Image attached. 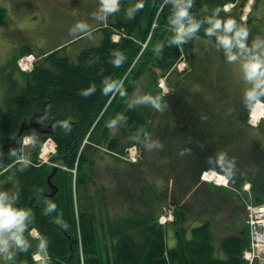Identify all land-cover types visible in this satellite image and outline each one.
Here are the masks:
<instances>
[{"label":"trees","instance_id":"obj_1","mask_svg":"<svg viewBox=\"0 0 264 264\" xmlns=\"http://www.w3.org/2000/svg\"><path fill=\"white\" fill-rule=\"evenodd\" d=\"M245 1L119 0L109 22L112 26L124 28L125 35L119 41L112 39L113 31L109 27H102L105 31L102 43L82 50L77 61L60 54L65 49L63 47L50 51L37 60L31 72H23L28 80L24 91L11 92L0 101V179L14 175L18 180L15 193L5 200L24 212L19 229L21 234L29 238L32 227L42 232L45 250L49 254L46 264H81V251L85 264H247L242 257L243 250L250 244L247 224L239 232L224 237L222 248L227 258L217 257L212 223L206 220L193 225L192 235L188 236L185 226L188 214L181 207L182 199L177 196L171 199L176 207L175 220L171 223L178 226L175 247L167 246L166 226L156 217L144 214L138 218H124L110 232L114 246L112 254L107 255L105 244L99 241L94 200L87 189L91 181L87 167L93 161L90 156L92 145L106 144L107 149L122 160L117 154H126L133 145L142 148L138 137L146 134L157 119L147 104L140 108L130 102L143 69L152 65L164 73L175 71V64L187 51L193 53L190 75L199 72L197 58L201 45L199 50L194 46L195 42L191 48H183L181 41L176 39L175 29L183 23L188 28L191 23H198L195 31L187 32L189 38L201 37L216 46L222 44L225 51L228 47L219 40V32L209 33L207 29L213 27L217 19L221 20L223 27V22L232 18L235 26L230 35L235 36L237 26L243 24L241 11ZM256 1L257 6L260 0ZM230 2L235 5L226 11L224 6ZM181 7H187L189 15L182 18V23H177ZM4 12L5 9H0V16ZM252 12L248 22L254 25L255 7ZM261 38L260 32L242 37L246 44L262 46L254 49L250 60L256 55L264 57ZM236 45L234 42L232 51H238ZM218 54L224 57L225 52L221 54L220 49L214 48L215 62ZM18 57L14 59L15 64ZM220 66L218 75L225 68L223 64ZM218 80L217 75L214 80H209L214 82L209 88L213 91L210 96L204 88L199 97L197 88L185 87L186 80V84L181 82L178 89L169 95H161L159 100L168 116L159 118L160 123L155 127L158 142L169 151L173 138L167 137L178 136L173 132H181V138L187 139L188 146L184 148L193 156L194 159L189 154L188 160L195 167L189 165V172L184 173V183L190 187H194L195 177L200 179V172H195V159L197 163L204 159L207 166L204 168H216L231 178L232 172H227L231 165H244L253 172L264 167V121L258 126L249 123L253 105L257 99L264 100V92H256L260 87L264 88V84L257 88V78H254L253 86L239 87L234 95L224 98L225 89L218 87ZM231 83L232 80H226V85ZM193 90L195 92L190 95ZM253 90L259 94L257 97L248 95ZM225 113L229 116L225 117ZM120 117L124 121L122 132L111 135L110 130ZM31 120H37L41 128L22 130L23 124H29ZM229 125L236 127V131L227 138L212 130ZM256 134L260 136L256 137ZM27 135L33 137V143L24 147L22 141ZM48 137L57 142V152L51 160L61 164L59 167L51 163L39 164V153ZM200 146L201 149L196 151ZM241 157L242 163H238ZM246 181L252 183L255 202L263 201L264 192L258 182L241 173L238 184L242 187ZM78 185L81 186L79 192ZM191 189L182 193L187 196ZM51 191L53 196L43 195ZM32 251L27 244L21 245L16 264H36Z\"/></svg>","mask_w":264,"mask_h":264},{"label":"rangeland","instance_id":"obj_2","mask_svg":"<svg viewBox=\"0 0 264 264\" xmlns=\"http://www.w3.org/2000/svg\"><path fill=\"white\" fill-rule=\"evenodd\" d=\"M65 1L67 0H63V2ZM256 2V0L245 1L241 11L243 24L238 25L237 30H246L249 36L250 33L260 32L262 33L261 41L264 43V0H260L257 6ZM103 4V0H71L64 3L62 7L59 6L52 13L39 9L33 11L31 8H15L8 11L6 9V12L0 16V101L11 92H23L28 83L26 76L17 69L14 63L16 53L32 51L36 56H41L53 48L52 51L63 47L65 49L61 50L60 54H66L72 60L77 61L82 50L102 43L105 37V31L102 27L109 25V28L115 35L121 36L119 30L109 24L110 18H112L114 13L113 9L111 11L109 8L106 10ZM116 6H118L117 3ZM233 7L234 3L230 2L224 6V9L230 11ZM254 7L253 25L248 20L253 13ZM20 12L28 16L27 19H29L19 21L15 16ZM182 28L187 29L188 27L183 23L175 31L177 37L183 36V39L180 40L183 48H191L193 42H195L194 46L199 50L201 45L197 58L200 68L199 72L193 76L190 75V69H192L190 59L193 60V53L189 54L187 51L182 53L175 71L164 73L160 68L153 67L152 65L143 69L130 102L132 105L139 106L140 108L144 104H147L154 113L153 117L157 119L154 120L146 134L138 137L142 143V148L136 145V156H132L129 151V160L134 161L137 159V161L129 163L127 160H118L107 149L106 144H94L91 148L90 156L93 161L89 162L87 167L89 172L88 178L91 180L87 189L94 200L93 211H95L98 219L99 241L105 244V253L107 255L109 253L112 254L114 246V239L110 232L122 223L124 218H138L140 215L149 214L153 218L156 217L159 221L162 214L172 211L175 220L176 207L171 200L175 196L182 199L180 203L181 207L188 214V221L185 223V226L190 229L198 221L209 220L212 223L214 244L221 242L224 237L237 230V225L234 224L233 219L240 221L239 227L246 224L245 219L243 221L241 219L245 216L243 197H247L242 194L244 193L245 183L250 181H246L241 187L238 184L240 174L252 177L258 182L259 188L264 192V167L261 170L257 169L253 172L244 165H231L228 168L229 170H227V172H232L231 187H226L202 180L204 171L210 169L217 170L213 167L204 168L207 167L204 159L198 160L199 164L195 159V164H197L195 172H200V179L194 178V187H190L191 185L187 186L184 183V173L189 172V165L195 168L194 163L188 160L190 153L185 151L184 148L188 146L187 139L181 138V132H173V134H177L178 136L170 135L167 137L173 138L171 145L168 147L169 151L164 150V146L158 142L159 136L155 127L160 123L159 118H167L168 116L164 104L159 102L161 95H169L175 88L178 89L183 82L186 84V80H188L185 86L187 89L191 87L197 88V93L200 97L202 96L200 90L203 91L205 88L207 96H210L213 91L209 88L214 82L209 80H214L216 75L217 80L219 78L218 87L225 89L224 98L232 94L234 95L239 87L245 88V86L250 87L254 84V78L250 79L248 76L246 68L248 60H242L236 54L241 53L242 56L250 59L252 58L251 53H253L254 49L262 48L259 44L254 46L250 43H245L247 47L244 49L240 48L237 44L236 48L238 51H232L229 48H225V51H223L222 44L216 46L213 42L201 37H196L195 40L190 39L188 31L182 32ZM215 30L219 32V36L223 34V27ZM148 41L144 43L143 47L147 45ZM214 48L220 49L221 54L225 52L224 57L223 54L222 56L218 54L217 62H215ZM232 55H235L236 58L230 59ZM179 63H182V66L187 69L189 67V72H186L188 73L187 75L182 73L184 68L179 67ZM222 64L226 69L223 67V72L221 75H218V68H222L220 66ZM228 79L232 80L230 86L226 85V80ZM226 86L228 90H226ZM194 92L195 90L190 95ZM256 92H264V88L260 87ZM214 95L215 92L212 97ZM259 113L262 114V109L260 108L256 110V113L252 111L254 117H258ZM227 115L229 116L228 113L224 114L225 117ZM253 119L255 120L256 118ZM123 122V117L116 120L110 130L111 135L122 132L124 127ZM249 123L254 126L253 121L250 120ZM233 127L232 125L228 127L221 126L215 127L212 130L227 138L236 131V127ZM28 136L30 135L25 137H27L26 141L29 145L33 143V140L28 138ZM259 136L260 134H256V137ZM200 149L201 146L197 147L196 151ZM167 155L168 158L166 157ZM190 156L193 158L191 154ZM177 159L181 162L174 161ZM241 159L242 157L239 158L238 163H242ZM48 162L58 167V163ZM177 167H180L181 170ZM254 167H257V165H254ZM73 172L75 173L76 169H73ZM215 174L217 175L216 178L219 179L218 176L221 174ZM215 174L207 171L205 177L210 180ZM167 176H170L172 179ZM186 177L189 178L187 174ZM0 184H9L16 188L18 180L14 175H11L6 180H1ZM166 187L168 190L165 189ZM80 188L81 186L79 187L78 185L77 192H79ZM187 188L192 189L186 196L182 191H187ZM252 199L253 201L255 200L254 189H252ZM75 207L78 209L77 201L75 202ZM164 226H166V229L170 227L174 231L178 228L174 224ZM11 229L16 230L18 227ZM21 235L22 238L29 239L31 243L33 242L31 246L33 259L41 256L42 259L46 257L47 252L41 231L37 232L33 230V235L30 232L29 238H26L23 234ZM11 244L9 242H0V264H16L18 256L15 255L13 247H9Z\"/></svg>","mask_w":264,"mask_h":264},{"label":"clouds","instance_id":"obj_3","mask_svg":"<svg viewBox=\"0 0 264 264\" xmlns=\"http://www.w3.org/2000/svg\"><path fill=\"white\" fill-rule=\"evenodd\" d=\"M114 6V0H108L105 7L112 9ZM187 7H181L177 13V23H182V18L188 16ZM235 26V20L229 18L227 21L223 22V34L219 36V40L229 49L235 42L239 45L240 48H246L245 41L242 37L247 36L246 30H238L235 36L228 35L231 32L232 28ZM199 27L198 23H191L190 27L187 29L182 28L181 31L193 32L196 28ZM222 22L220 19H217L213 27L208 28L207 31L212 33L215 29L221 28ZM177 41L183 39V36H178ZM235 55L230 56V59H235ZM246 68L248 70L249 78H257L256 87L259 88L261 84H264V57L256 55L255 58L246 62ZM248 95L257 97L259 94L254 90L250 91ZM264 107V101L257 99L256 105L253 108V113H256L258 108ZM6 193H0V230H8L13 227H22V221L24 217V212L21 209L14 208L10 203H7L5 200Z\"/></svg>","mask_w":264,"mask_h":264},{"label":"crops","instance_id":"obj_4","mask_svg":"<svg viewBox=\"0 0 264 264\" xmlns=\"http://www.w3.org/2000/svg\"><path fill=\"white\" fill-rule=\"evenodd\" d=\"M70 1L71 0H67L66 2H70ZM43 2H44V0H0V8L5 9V10L7 9V11L10 9H15V8H17V9L31 8L33 11H37L38 9L42 10L41 7L44 4ZM60 7H62V6H60ZM15 17L19 21H24V19L25 20L29 19V18L27 19L28 16H25L24 13H22V12H20L19 14H16ZM21 53L22 52H18V53H16V55H21ZM1 180H6V178L0 179V181ZM15 189L16 188L12 187V185L0 184V193H6L5 199L10 198L11 195L15 193L14 192ZM244 212H245V210H244ZM245 218H246V216H244L241 220L243 221ZM198 222H200V221H198ZM233 222L235 225H237V230L232 232V234L239 232L238 230L242 226L246 225V224H243L241 227H239L240 221H236L235 219H233ZM245 223H246V219H245ZM191 227H190V229H188V232H187L188 236L192 235ZM19 229H20V227L16 230L15 229L0 230V242H9L10 244L12 243L9 247H13L16 256L18 254V251H19V248L21 245L27 244L29 247H31L33 244V242L31 243V241H29V239L27 240V239L21 237L22 235L19 232ZM166 230H167V236H166L167 246L171 247V248L175 247L178 244V237L176 235V231H174L170 227L167 228ZM215 246H216L215 247L216 249H215L214 254L220 258H227V253L222 248V241L218 242V243L216 242Z\"/></svg>","mask_w":264,"mask_h":264},{"label":"built area","instance_id":"obj_5","mask_svg":"<svg viewBox=\"0 0 264 264\" xmlns=\"http://www.w3.org/2000/svg\"><path fill=\"white\" fill-rule=\"evenodd\" d=\"M116 40L119 35L114 37ZM20 65L23 69H31L33 66V56H28L20 61ZM47 151L54 150V142L49 141L46 145ZM131 155H136L135 148L131 149ZM43 156V154H42ZM47 160V157L44 158ZM249 188V185L246 186ZM248 209V223L251 232V246L245 251V257L250 261V264H264V202L260 204L249 203ZM167 217H162V222H165Z\"/></svg>","mask_w":264,"mask_h":264},{"label":"flooded vegetation","instance_id":"obj_6","mask_svg":"<svg viewBox=\"0 0 264 264\" xmlns=\"http://www.w3.org/2000/svg\"><path fill=\"white\" fill-rule=\"evenodd\" d=\"M44 4L42 5V11H47V13H49V12H54V11H56L58 8H59V6H62L64 3H66V1L65 2H63V0H44V2H43ZM239 58H241L242 60L243 59H246V60H250V59H248V58H245L244 56H242L241 55V53H237L236 54Z\"/></svg>","mask_w":264,"mask_h":264},{"label":"bare ground","instance_id":"obj_7","mask_svg":"<svg viewBox=\"0 0 264 264\" xmlns=\"http://www.w3.org/2000/svg\"><path fill=\"white\" fill-rule=\"evenodd\" d=\"M107 1H108V0H107ZM179 67L184 68V67L182 66V63H179ZM261 109H263V110H262V114L259 113L258 117H254L253 114L251 115V117H252L251 121H253L255 124L259 122V119H260V118L264 117V107H261ZM253 118H256V119L254 120ZM209 172H212V173H214V174H215V173L218 174V172H216V171H209ZM205 175H206V174H205ZM216 176H217L216 174L213 175V176L211 177V178H212L211 180H216V179H217ZM218 177H219L220 180L223 178V176H221V175H219ZM205 178H206V177H205Z\"/></svg>","mask_w":264,"mask_h":264},{"label":"water","instance_id":"obj_8","mask_svg":"<svg viewBox=\"0 0 264 264\" xmlns=\"http://www.w3.org/2000/svg\"><path fill=\"white\" fill-rule=\"evenodd\" d=\"M32 122H30L29 124H27L26 122L23 124L22 130H25L26 128L29 127H34V128H41L40 123L37 120H31ZM56 170V169H55ZM53 174V173H52ZM52 174L49 176V181H51L52 178Z\"/></svg>","mask_w":264,"mask_h":264}]
</instances>
